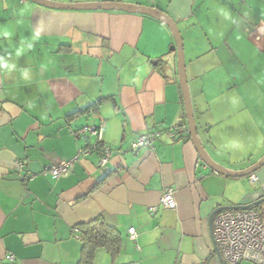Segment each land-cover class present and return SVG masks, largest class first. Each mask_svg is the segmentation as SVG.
<instances>
[{
	"label": "crops",
	"instance_id": "1",
	"mask_svg": "<svg viewBox=\"0 0 264 264\" xmlns=\"http://www.w3.org/2000/svg\"><path fill=\"white\" fill-rule=\"evenodd\" d=\"M52 1H115L166 13L181 35L204 149L230 170L261 157L264 139L260 147L256 141L264 138V0ZM3 3L19 6L23 0H0V25L10 19ZM29 3L32 13L12 43L19 33L27 38L39 32L32 49L13 57L18 67L31 68L32 79L0 75V264H78L83 243L74 229L97 218L119 231L122 244L114 255L98 248L93 264H220L209 214L263 196L264 166L255 182L214 172L189 132L173 139L162 134L153 147L130 150L141 133L187 125L168 26L122 10ZM216 5L228 9L231 22L215 14ZM6 51L0 41V55ZM100 98L94 110L69 117ZM92 124L101 127V144L111 149L105 165L92 148L95 136L76 134ZM222 137L239 139L245 149H224ZM16 160L23 162L20 171ZM71 160L65 175L45 172ZM166 187L173 190L174 209L160 204Z\"/></svg>",
	"mask_w": 264,
	"mask_h": 264
},
{
	"label": "built area",
	"instance_id": "2",
	"mask_svg": "<svg viewBox=\"0 0 264 264\" xmlns=\"http://www.w3.org/2000/svg\"><path fill=\"white\" fill-rule=\"evenodd\" d=\"M180 132L188 133L186 124H175L163 131H147L137 135L130 143V150L136 151L141 147H153L154 141L162 134L173 139ZM76 134L95 136L92 144L93 149L100 153L99 165H105L111 156L110 147L101 144V127L99 125H86L80 128ZM90 149V148H87ZM73 165L71 161H60L45 169L53 177L67 174ZM18 171L23 169V162L16 160L13 164ZM26 177V176H25ZM27 178V177H26ZM250 182L257 180L256 174L248 175ZM160 204L163 208L174 209L176 202L171 187H166L160 197ZM156 206H150L149 212L154 213ZM212 238L217 246L223 264H264V209L259 213L254 207L245 210L225 209L218 211L212 220ZM77 234L79 230L74 229ZM129 237L135 241L136 231L134 227L128 229Z\"/></svg>",
	"mask_w": 264,
	"mask_h": 264
},
{
	"label": "water",
	"instance_id": "3",
	"mask_svg": "<svg viewBox=\"0 0 264 264\" xmlns=\"http://www.w3.org/2000/svg\"><path fill=\"white\" fill-rule=\"evenodd\" d=\"M30 1L37 3L39 5H42L44 7H47V8L58 9V10L59 9L61 10H122L126 12L147 15V16L156 18L164 22L168 26V28L170 29L174 37V44L170 47V50L176 51V54H177L178 80H179L181 93L183 97L184 111H185V115L187 119L188 131H189L191 139L203 163L210 170L217 172L219 174H222L224 176L233 177V178H241V177L248 176L252 173L257 172L264 166V155H263L255 163L251 164L250 166L244 169L230 170L216 163L208 155L207 151L204 149L203 145L201 144L198 138L197 125L194 120L190 92L188 88V81L186 77V68H185L181 35H180V32L175 22L166 13L154 7L126 4V3L115 2V1L86 2V3H60V2H56L52 0H30ZM261 202H264V195L258 197L256 200L250 203L241 204V205H228V206L216 207L209 214V217H208L209 223L212 221V218L216 214V212L220 210H225V209L245 210V209H249V208H252L258 205ZM213 245H214V249H215V252H216V255H217V258L220 264H223L219 250L217 246L215 245L214 241H213Z\"/></svg>",
	"mask_w": 264,
	"mask_h": 264
},
{
	"label": "clouds",
	"instance_id": "4",
	"mask_svg": "<svg viewBox=\"0 0 264 264\" xmlns=\"http://www.w3.org/2000/svg\"><path fill=\"white\" fill-rule=\"evenodd\" d=\"M3 8L7 10L6 15L10 17L9 21L0 25V41L8 45V51L0 55V75L10 76L13 73H18L20 80L28 82L32 79V70L29 67H18L16 60L13 57H20L33 47V42L40 39L38 31H32L30 37L25 38L19 33V38L15 45L12 43V37L18 33V29L26 27V19L32 13V4L29 0H23L19 6H14L8 3H3ZM215 14L222 18L223 21L231 22L232 16L227 8L218 5L213 8ZM212 34L213 30H209ZM222 35V33H218ZM222 147L227 150L239 149L244 150L245 145L235 137H222ZM261 139L256 141L257 147L261 146Z\"/></svg>",
	"mask_w": 264,
	"mask_h": 264
},
{
	"label": "trees",
	"instance_id": "5",
	"mask_svg": "<svg viewBox=\"0 0 264 264\" xmlns=\"http://www.w3.org/2000/svg\"><path fill=\"white\" fill-rule=\"evenodd\" d=\"M103 98L76 111L69 117L80 113L94 110ZM80 239L82 241V253L78 264H93L94 254L98 248L106 249L111 255L118 252L121 247L122 239L119 231L108 224L103 218H97L85 224L79 225Z\"/></svg>",
	"mask_w": 264,
	"mask_h": 264
},
{
	"label": "rangeland",
	"instance_id": "6",
	"mask_svg": "<svg viewBox=\"0 0 264 264\" xmlns=\"http://www.w3.org/2000/svg\"><path fill=\"white\" fill-rule=\"evenodd\" d=\"M264 155V152L262 153L261 157ZM260 157V158H261ZM258 160V159H257ZM259 171V170H258ZM246 179V176L244 177V180ZM253 185V184H250ZM254 208L259 212L262 213L263 209H264V202L259 203L258 205L254 206ZM243 264H253L251 262H244Z\"/></svg>",
	"mask_w": 264,
	"mask_h": 264
}]
</instances>
